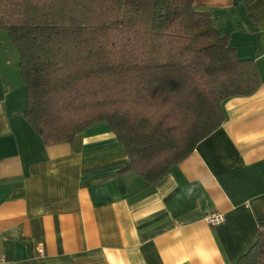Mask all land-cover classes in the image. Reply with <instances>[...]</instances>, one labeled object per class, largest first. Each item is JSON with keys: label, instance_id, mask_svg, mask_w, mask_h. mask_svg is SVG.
I'll list each match as a JSON object with an SVG mask.
<instances>
[{"label": "crops", "instance_id": "crops-1", "mask_svg": "<svg viewBox=\"0 0 264 264\" xmlns=\"http://www.w3.org/2000/svg\"><path fill=\"white\" fill-rule=\"evenodd\" d=\"M195 3L262 83L151 187L106 127L45 145L0 56V264H237L264 237V0Z\"/></svg>", "mask_w": 264, "mask_h": 264}, {"label": "trees", "instance_id": "trees-1", "mask_svg": "<svg viewBox=\"0 0 264 264\" xmlns=\"http://www.w3.org/2000/svg\"><path fill=\"white\" fill-rule=\"evenodd\" d=\"M0 29L44 144L106 127L150 187L222 127L226 101L262 83L195 0H0ZM237 264H264V237Z\"/></svg>", "mask_w": 264, "mask_h": 264}, {"label": "rangeland", "instance_id": "rangeland-1", "mask_svg": "<svg viewBox=\"0 0 264 264\" xmlns=\"http://www.w3.org/2000/svg\"><path fill=\"white\" fill-rule=\"evenodd\" d=\"M0 56L3 57L5 61L9 62L11 66L13 67V71L15 72V82L17 80V85L19 84V89H23V92H25V85L21 77V71L19 70V62H20V56L18 53V50L11 42L8 33L0 29ZM2 49V50H1ZM16 86V84H15Z\"/></svg>", "mask_w": 264, "mask_h": 264}, {"label": "built area", "instance_id": "built-area-1", "mask_svg": "<svg viewBox=\"0 0 264 264\" xmlns=\"http://www.w3.org/2000/svg\"><path fill=\"white\" fill-rule=\"evenodd\" d=\"M226 220V217L224 214L220 212H213L212 214L208 215L206 218V222L208 223L209 226L211 227H218L222 224H224ZM41 254L43 253V250H40ZM2 260H0L1 263Z\"/></svg>", "mask_w": 264, "mask_h": 264}]
</instances>
